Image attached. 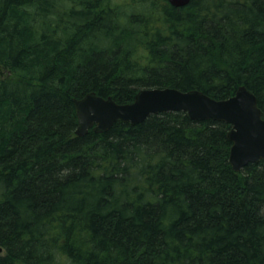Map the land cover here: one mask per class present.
I'll list each match as a JSON object with an SVG mask.
<instances>
[{"label": "trees", "instance_id": "1", "mask_svg": "<svg viewBox=\"0 0 264 264\" xmlns=\"http://www.w3.org/2000/svg\"><path fill=\"white\" fill-rule=\"evenodd\" d=\"M0 264H264V160L185 111L76 135L75 98L245 85L264 0H0Z\"/></svg>", "mask_w": 264, "mask_h": 264}, {"label": "water", "instance_id": "2", "mask_svg": "<svg viewBox=\"0 0 264 264\" xmlns=\"http://www.w3.org/2000/svg\"><path fill=\"white\" fill-rule=\"evenodd\" d=\"M175 7L191 0H168ZM78 116L76 135L85 136L90 129L107 132L117 121L132 125L144 122L153 114L185 111L189 118L213 119L230 125L227 137L232 142L229 161L236 172L250 163L264 160V117L255 93L241 85L225 99H216L199 89L187 91L175 87H151L138 91L131 103H118L112 96L103 97L89 91L74 99ZM3 248L0 246V252Z\"/></svg>", "mask_w": 264, "mask_h": 264}, {"label": "rangeland", "instance_id": "3", "mask_svg": "<svg viewBox=\"0 0 264 264\" xmlns=\"http://www.w3.org/2000/svg\"><path fill=\"white\" fill-rule=\"evenodd\" d=\"M14 75L8 69H5L0 66V78H13Z\"/></svg>", "mask_w": 264, "mask_h": 264}]
</instances>
